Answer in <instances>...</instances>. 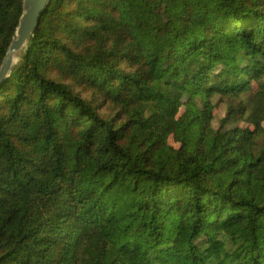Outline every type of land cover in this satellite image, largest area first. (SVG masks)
Wrapping results in <instances>:
<instances>
[{
  "label": "trees",
  "instance_id": "16d2710c",
  "mask_svg": "<svg viewBox=\"0 0 264 264\" xmlns=\"http://www.w3.org/2000/svg\"><path fill=\"white\" fill-rule=\"evenodd\" d=\"M263 111L264 0H50L0 85V264H264Z\"/></svg>",
  "mask_w": 264,
  "mask_h": 264
},
{
  "label": "water",
  "instance_id": "95a60500",
  "mask_svg": "<svg viewBox=\"0 0 264 264\" xmlns=\"http://www.w3.org/2000/svg\"><path fill=\"white\" fill-rule=\"evenodd\" d=\"M50 0H23V11L13 38L0 66V85L10 76L22 54L27 50L40 18Z\"/></svg>",
  "mask_w": 264,
  "mask_h": 264
},
{
  "label": "rangeland",
  "instance_id": "374dc122",
  "mask_svg": "<svg viewBox=\"0 0 264 264\" xmlns=\"http://www.w3.org/2000/svg\"><path fill=\"white\" fill-rule=\"evenodd\" d=\"M214 74L215 73L212 74L211 83H214V81H215V76L216 75H214ZM260 90H261V88H260L259 85H257V83H254L252 85L251 91H253V93H255V95H260L261 94ZM179 109H180L179 107L172 108V112H176ZM260 124H261V126H264V111L261 114ZM172 141H173L174 144H179L181 142L180 138L176 134L173 135ZM152 153H154V149L152 150ZM231 173H232V168H228L226 171H224L223 173H220L217 176V181L221 182V183H227L229 181L230 177H231Z\"/></svg>",
  "mask_w": 264,
  "mask_h": 264
}]
</instances>
